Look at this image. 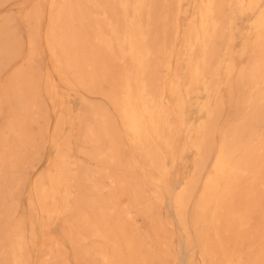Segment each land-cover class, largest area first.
<instances>
[{
  "label": "rangeland",
  "instance_id": "1",
  "mask_svg": "<svg viewBox=\"0 0 264 264\" xmlns=\"http://www.w3.org/2000/svg\"><path fill=\"white\" fill-rule=\"evenodd\" d=\"M0 264H264V0H0Z\"/></svg>",
  "mask_w": 264,
  "mask_h": 264
},
{
  "label": "bare ground",
  "instance_id": "2",
  "mask_svg": "<svg viewBox=\"0 0 264 264\" xmlns=\"http://www.w3.org/2000/svg\"><path fill=\"white\" fill-rule=\"evenodd\" d=\"M222 18V17H221ZM216 163V162H215Z\"/></svg>",
  "mask_w": 264,
  "mask_h": 264
}]
</instances>
